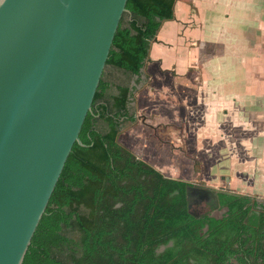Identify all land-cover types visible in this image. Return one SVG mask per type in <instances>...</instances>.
Instances as JSON below:
<instances>
[{
  "label": "trees",
  "instance_id": "obj_1",
  "mask_svg": "<svg viewBox=\"0 0 264 264\" xmlns=\"http://www.w3.org/2000/svg\"><path fill=\"white\" fill-rule=\"evenodd\" d=\"M175 0H126L84 117L21 264H264V199L216 192L188 207L190 183L117 142L135 121V86ZM213 209L223 211L218 217Z\"/></svg>",
  "mask_w": 264,
  "mask_h": 264
},
{
  "label": "crops",
  "instance_id": "obj_2",
  "mask_svg": "<svg viewBox=\"0 0 264 264\" xmlns=\"http://www.w3.org/2000/svg\"><path fill=\"white\" fill-rule=\"evenodd\" d=\"M172 13L117 142L165 177L264 199V0H175Z\"/></svg>",
  "mask_w": 264,
  "mask_h": 264
},
{
  "label": "water",
  "instance_id": "obj_3",
  "mask_svg": "<svg viewBox=\"0 0 264 264\" xmlns=\"http://www.w3.org/2000/svg\"><path fill=\"white\" fill-rule=\"evenodd\" d=\"M125 3L0 0V264H21L73 143L82 145Z\"/></svg>",
  "mask_w": 264,
  "mask_h": 264
},
{
  "label": "rangeland",
  "instance_id": "obj_4",
  "mask_svg": "<svg viewBox=\"0 0 264 264\" xmlns=\"http://www.w3.org/2000/svg\"><path fill=\"white\" fill-rule=\"evenodd\" d=\"M182 180V179H181ZM193 186L195 187H198L200 189H206V190H210L209 188L210 187H207L203 182H197V183H193L192 184ZM194 195V194H193ZM210 200V199H209ZM209 200H203V201H199V202H196V197L194 196H189V193H188V204H189V209L192 213L198 215V214H201V213H204L206 211H208V206L205 204L206 202L208 203ZM222 210H213L210 212V214L212 216H215V217H218L220 215Z\"/></svg>",
  "mask_w": 264,
  "mask_h": 264
},
{
  "label": "flooded vegetation",
  "instance_id": "obj_5",
  "mask_svg": "<svg viewBox=\"0 0 264 264\" xmlns=\"http://www.w3.org/2000/svg\"><path fill=\"white\" fill-rule=\"evenodd\" d=\"M209 190H206V189H200L198 187H195V186H192V188L190 190H187V195L189 193V196H194L196 197V202H199V201H203V200H214L215 198L211 196V193L210 191L208 192ZM194 194V195H193ZM216 194V193H215ZM209 200V201H210ZM207 206H208V209L210 208V203L206 202L205 203ZM188 207H189V204H188ZM215 210V209H213ZM212 210V211H213ZM218 210V209H216ZM222 212V211H221ZM215 217V216H214Z\"/></svg>",
  "mask_w": 264,
  "mask_h": 264
}]
</instances>
